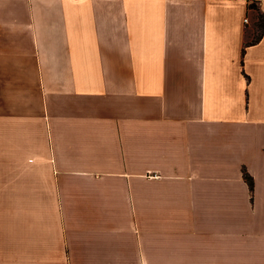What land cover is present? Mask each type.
Wrapping results in <instances>:
<instances>
[{"label":"crops","instance_id":"1","mask_svg":"<svg viewBox=\"0 0 264 264\" xmlns=\"http://www.w3.org/2000/svg\"><path fill=\"white\" fill-rule=\"evenodd\" d=\"M0 264H264V0H0Z\"/></svg>","mask_w":264,"mask_h":264},{"label":"rangeland","instance_id":"2","mask_svg":"<svg viewBox=\"0 0 264 264\" xmlns=\"http://www.w3.org/2000/svg\"><path fill=\"white\" fill-rule=\"evenodd\" d=\"M260 22V17H259V20H258V22H257V24ZM152 176V178H158V177H156L157 175L156 174H153V175H151ZM151 178V177H150ZM161 185V184H160ZM149 196V184L146 186V187H144V199L145 198H147Z\"/></svg>","mask_w":264,"mask_h":264},{"label":"trees","instance_id":"3","mask_svg":"<svg viewBox=\"0 0 264 264\" xmlns=\"http://www.w3.org/2000/svg\"><path fill=\"white\" fill-rule=\"evenodd\" d=\"M246 180H248V181H249V183H251V182H250L251 180H250L248 177H246ZM250 185H251V184H250Z\"/></svg>","mask_w":264,"mask_h":264},{"label":"built area","instance_id":"4","mask_svg":"<svg viewBox=\"0 0 264 264\" xmlns=\"http://www.w3.org/2000/svg\"><path fill=\"white\" fill-rule=\"evenodd\" d=\"M245 22H247V19H244Z\"/></svg>","mask_w":264,"mask_h":264}]
</instances>
